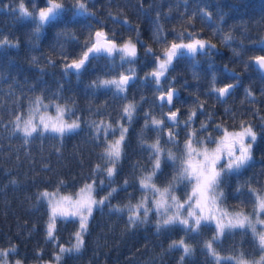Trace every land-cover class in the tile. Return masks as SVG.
<instances>
[{"label": "trees", "instance_id": "obj_1", "mask_svg": "<svg viewBox=\"0 0 264 264\" xmlns=\"http://www.w3.org/2000/svg\"><path fill=\"white\" fill-rule=\"evenodd\" d=\"M17 3L18 0H0V40L6 37L18 43L15 48H0V118L3 120L0 124V247L7 248L10 244L17 246L18 254L9 257L10 260L21 259L23 264H29L53 259V253L58 249L46 239L47 206L44 202H37V193L43 189L51 190L60 179L67 184L66 193L76 191L86 182L91 169L100 162L98 153L101 151L92 142V129L87 121L114 122L118 118V109L127 102L114 97V89L91 86L98 76L108 78L104 72L109 61L103 56L93 60L79 76L75 72L63 71L60 44L64 45L66 52L71 53L70 58H76L80 47L73 40L72 33L82 42L88 34L89 24L96 30L100 29L101 24L97 20L103 22L104 31L115 30L117 42L129 37L135 42L136 33L122 23L126 20L133 28H139L140 38L145 44L159 49L160 45L153 40L157 23L171 41L175 36L173 30H183L186 27L184 21L191 18L194 11L197 12L192 18L194 27L187 30L200 31L201 38L210 39L216 49L207 55L198 54L195 59L182 57L174 61L168 73L171 86L178 89L172 110L179 108L180 118L184 119L198 97L199 101L205 103L206 112H214L218 121L222 119L228 124L232 123L224 113L226 107L233 112L246 114L243 118L251 121L258 133L253 162L239 174L225 176L222 188L229 211L232 210L231 206L239 204L240 199H245L247 210H251L247 193L237 198L235 189L249 178H254L253 187L259 186L257 180L264 184V128L260 127L264 122L259 118L264 116V72L252 63L254 56L264 55V51L257 46L264 39V0H93L88 8L95 13V18L76 16L72 11H66L48 23L38 37L33 32V20L20 18L18 12H11L5 7L15 8ZM26 3L30 8L31 0H26ZM39 3L44 6L43 0H39ZM200 10L211 13V21L202 20L198 14ZM114 19L119 22H114ZM217 26L225 33L231 32L235 39L230 44L222 43L219 35L213 36V29ZM60 31H66L68 35L58 38ZM233 49L239 51L240 55H235ZM137 50L135 65L124 66L136 67L138 76L129 85L127 94L129 101L134 97L136 102H140L142 96L145 100L140 103L129 127L126 155L118 165L112 186H118L126 177L131 178L135 161L147 164V152L141 151L138 146L143 114L151 109L157 118L161 115L155 99L158 92L154 82L143 80L145 73L154 67L152 58L145 57L144 46L137 44ZM33 57L36 58L35 62ZM49 58L54 62L49 64ZM116 62L119 63V58H116ZM245 62H248L247 65ZM213 76L216 77V87L229 83L236 85L224 102L214 95H205L212 86ZM173 77L174 80H171ZM162 83L165 89L169 86L167 80ZM246 89L253 93L254 101L246 98ZM38 96L44 98V102L53 101L74 108L76 116L80 117V129L63 138L49 133L43 137L34 134L27 144L21 134H12L9 125L13 119L11 114L26 112L29 99ZM17 101L20 107L16 106ZM97 109L100 111L97 112ZM162 111L166 113L169 107L164 105ZM254 112L258 114L254 115ZM76 116L65 117L74 120ZM204 119L205 116L198 111L195 126L198 127ZM155 136L151 128L144 133L149 142ZM162 167L164 175L158 177V184L171 172L169 164ZM107 190L98 191L97 198ZM128 191L134 192L137 198L140 195L132 187ZM176 194L183 198L184 189L181 188ZM125 202L127 198L124 192L118 193L111 201L113 205ZM127 215L126 212L110 213L108 206L96 210L83 249L79 253L65 254L62 264H214L204 248V242L215 232L214 226L201 227L200 234L185 235L180 225H171L157 232L158 218L154 213L150 215L148 223L134 228H128ZM57 227L60 243L67 244L75 225L58 219ZM181 237L193 249L189 255H185L182 248H169L173 241ZM241 238L239 230L226 233L214 247L221 256L234 255L233 244ZM247 240L249 242L242 246L244 250L251 248L250 234ZM239 247L237 243V250ZM253 255L258 259L260 253L257 251ZM181 256H184L182 262Z\"/></svg>", "mask_w": 264, "mask_h": 264}, {"label": "snow or ice", "instance_id": "obj_2", "mask_svg": "<svg viewBox=\"0 0 264 264\" xmlns=\"http://www.w3.org/2000/svg\"><path fill=\"white\" fill-rule=\"evenodd\" d=\"M91 2L93 0H43L44 6H40L39 0H31L29 8L26 0H18L15 8L8 5L5 7L11 12H18L20 18L33 20L35 22L33 32L38 37L48 23L55 21L66 11H72L76 16L95 18V13L90 12L88 8ZM198 14L202 20L211 21V13L200 10ZM196 15L197 12L194 11L192 17L184 21L186 27L183 30L178 32L173 30L175 36L171 41L167 39L162 26L157 23L153 40L160 45L159 49L145 44L140 38L139 28H133L126 20L122 23L136 33L135 42L129 37L121 38V42L118 43L115 30L104 31L103 22L97 20V23L101 24L100 29L96 30L89 24L88 34L82 42L75 33H72L73 40H76L80 47L76 58H70L71 53L66 52L64 45L60 44L65 73L75 72L79 76L93 60H98L101 56L109 61L104 72V76L108 78L98 76L91 86L114 89V97L127 102L122 103L118 109V118L114 122L87 121L92 129V142L101 151L98 153L100 162L91 169L86 182L76 191L66 193L64 190L67 184L60 179L51 190L45 189L37 193V202H44L47 206L46 239L53 242L58 249L53 253L54 264H62L65 254L79 253L83 249L94 212L102 210L105 206H108L110 213L126 212L128 228L148 223L153 213L158 218L157 232L171 225H180L185 235L200 234L201 227L214 226V234L204 242V248L214 264H264V184L257 180L256 184L259 186L253 187L254 178H249L236 187L237 198L247 193V203L251 204L250 211L246 208L245 199H240L239 204L231 206L232 210L229 211V206L226 204L227 197L222 188L225 176L239 174L253 162V148L258 139L253 123L243 118L245 113L233 112L230 107H226L224 113L230 117L232 123L228 124L222 119L218 121L214 112H206L205 103L199 101L198 97L186 118H180L179 108L172 110L178 90L171 87L168 73L174 61L182 57L195 59L198 54L207 55L216 49V45L210 39L201 38L200 31L187 30L188 27H194L192 18ZM114 22L119 21L114 19ZM67 35L66 31L57 33L58 38ZM216 35L220 36L224 44H230L235 39L231 32L225 33L219 26L213 29V36ZM137 44L144 46L145 57L152 58L154 67L145 73L143 80L153 81L155 90L160 93L156 101L161 109V115L157 118L151 109L143 114L144 123L138 135V146L141 151L147 152V164L135 161L132 164L131 178L126 177L118 186H112L115 183L114 177L118 172V165L126 155L129 127L140 103L145 100L142 96L140 102H136L134 97L129 101L127 94L129 85L135 82L138 76L136 67L124 66L135 65L138 59ZM4 46L15 48L18 47V43H13L5 37L0 40V48ZM257 46L264 51V39H261ZM233 52L235 55H240L236 49H233ZM117 56L119 63L116 62ZM35 61L36 58L33 57V62ZM252 61L259 69L264 70V55L253 57ZM53 62L51 58L48 59L49 64ZM245 63L247 65L248 62ZM236 79L238 80L239 77L236 76ZM166 80L169 81L167 89L162 83ZM171 80H174V77ZM215 81L216 77L213 76L212 86L205 95H214L217 100L224 102L236 85L229 83L223 87H216ZM245 96L250 101L255 100L250 90H245ZM165 104L169 107L167 113L162 111ZM16 106L20 107L19 101L16 102ZM50 108L55 109V118L42 114ZM99 111L97 109V112ZM198 111L205 116V119L200 121L197 127L195 122ZM11 115L13 119L9 125L12 134H21L26 144L34 138V134L43 137L45 133H49L63 138L80 129V117L76 116L74 108L53 101L45 103L44 98L39 96L29 99L26 112H14ZM66 115L76 116V119L68 123L65 120ZM259 118L264 122V116ZM2 123L3 120L0 118V124ZM260 127L264 128V123ZM150 128L156 133L155 139L151 142L144 137V133ZM163 164H169L171 172L158 184V177L164 175ZM130 187L140 192L138 198L135 197L134 192L128 191ZM105 188L108 189L107 192L97 198L96 193ZM181 188L184 189L183 198L176 194ZM120 192L126 194L127 202L113 205L112 199ZM58 219L75 225L67 245L60 243L57 234ZM237 230L242 236L237 242L239 249L237 250V243H234L235 254L221 256L214 244L219 243L226 233H235ZM249 234L251 248L244 250L242 246L249 242L247 240ZM169 248H182L185 255L193 251L184 237L173 241ZM257 251L260 253L258 259L253 255ZM17 254L18 248L15 244H10L7 248L0 247V264H23L21 259H9ZM39 255L40 252L37 253V256ZM249 257L253 258L249 259ZM180 259L182 262L184 256Z\"/></svg>", "mask_w": 264, "mask_h": 264}, {"label": "rangeland", "instance_id": "obj_3", "mask_svg": "<svg viewBox=\"0 0 264 264\" xmlns=\"http://www.w3.org/2000/svg\"><path fill=\"white\" fill-rule=\"evenodd\" d=\"M118 43H120V42H118ZM116 58H119V57L117 56ZM45 103H49V102H45ZM55 103H57V102H55ZM61 105L63 106V104H61ZM42 114L45 115V116H50L52 118H55V116H56V113H55V109L54 108H50L46 113L42 112ZM65 120L68 123H71V121H72L71 119H67L66 117H65ZM211 147H214V145H212ZM43 190H45V189H43ZM65 245H67V244H65ZM29 264H54V260L53 259H47V260H43V261H41L39 263H29Z\"/></svg>", "mask_w": 264, "mask_h": 264}, {"label": "water", "instance_id": "obj_4", "mask_svg": "<svg viewBox=\"0 0 264 264\" xmlns=\"http://www.w3.org/2000/svg\"><path fill=\"white\" fill-rule=\"evenodd\" d=\"M258 55H262V54H258ZM258 55H256V56H258ZM254 57H255V56H254ZM252 63H253V65H254L256 68H258V66L254 63V61H252ZM258 69H259V68H258ZM259 70H260L261 72H264V70H261V69H259ZM225 85H226V84H225ZM225 85H222V86H220V87H223V86H225ZM168 87H169V86H168ZM168 87H167V88H168ZM171 87L177 89L175 86H171ZM167 88H166V89H167ZM177 90H178V89H177ZM159 94H160L159 92L156 94L155 99H156V97H157ZM165 106L168 107L167 104H165ZM167 112H168V111H167ZM167 112H166V113H167Z\"/></svg>", "mask_w": 264, "mask_h": 264}]
</instances>
